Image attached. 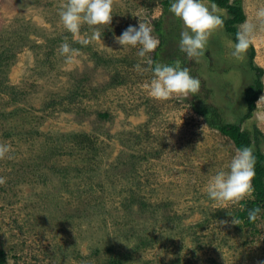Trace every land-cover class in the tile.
Returning <instances> with one entry per match:
<instances>
[{
	"label": "rangeland",
	"instance_id": "obj_1",
	"mask_svg": "<svg viewBox=\"0 0 264 264\" xmlns=\"http://www.w3.org/2000/svg\"><path fill=\"white\" fill-rule=\"evenodd\" d=\"M162 1L114 0L109 25L84 23L74 36L59 15L68 0H0L3 264L264 262V208L254 192L236 204L207 196L211 177L238 147L193 108L194 94L151 96L153 52L141 57L139 45L122 48L114 36L145 22L161 43L155 21L162 18L159 61L180 58L201 80L198 95L230 122L247 112L250 48L233 57L235 40L222 24L205 54L188 58L178 44L182 21ZM243 5L257 25L255 63L264 68L257 17L264 0ZM217 10L227 17L226 8ZM96 27L102 41L81 44ZM65 40L81 49L73 62L61 53ZM254 125L264 133V90L242 121ZM246 205L261 209L256 222L239 217Z\"/></svg>",
	"mask_w": 264,
	"mask_h": 264
},
{
	"label": "clouds",
	"instance_id": "obj_2",
	"mask_svg": "<svg viewBox=\"0 0 264 264\" xmlns=\"http://www.w3.org/2000/svg\"><path fill=\"white\" fill-rule=\"evenodd\" d=\"M114 0H68L59 10L64 28L74 36H79L84 23L90 26L109 25L113 18ZM169 10L182 21L179 48L188 58H199L206 52L209 38L223 24V17L217 10V5L206 4L204 0H172ZM257 17L264 19V7L257 9ZM257 31V25L251 21H244L236 33L231 55L243 59L252 44ZM101 40L99 27L94 28L91 37L80 39V43L87 45L91 40ZM118 44L135 47L139 45L138 55L146 56L154 52L160 41L153 34V29L145 22L139 26L129 25L122 34L114 36ZM66 61L77 60L81 49L73 48L65 40L60 46ZM151 63V61H150ZM137 71H144L140 63L134 66ZM153 77L149 85L150 95L157 99H167L173 94L185 97L196 94L201 88V80L191 74L188 66L179 62H157L151 67ZM8 150L7 145H0V156ZM255 155L250 146L238 147L232 155L227 168L215 172L207 184V196L215 203H239L254 191L253 177L255 175ZM4 177H0V183ZM261 212L260 208L249 211V218L255 220ZM233 223H235L233 221ZM264 264V262H262Z\"/></svg>",
	"mask_w": 264,
	"mask_h": 264
},
{
	"label": "trees",
	"instance_id": "obj_3",
	"mask_svg": "<svg viewBox=\"0 0 264 264\" xmlns=\"http://www.w3.org/2000/svg\"><path fill=\"white\" fill-rule=\"evenodd\" d=\"M215 5L226 8L228 15L223 17V25L225 26L228 34H230L233 39L236 38V33L239 30V25L246 20V12L243 5V0H210ZM172 0H163V6L165 10L170 8ZM155 30L158 32L161 43H165L166 38L163 30V19L158 18L155 21ZM157 48L152 55V66L154 63L159 61V49ZM250 66L254 71V79L245 89V101L247 103V112L241 117L240 121H228L224 118L222 111L219 107L206 99L202 98L198 93L194 94L195 98L192 99L191 104L193 108L200 114H202L209 125L213 128L220 130L223 134L229 136L235 143L237 147L250 146L253 148L255 155V175L253 177L254 194L256 196V204H261L264 208V133L257 126L254 125V129L244 128L242 126V121L253 116V113L257 106V100L264 90L263 74L264 68L255 63V53L256 49L253 43L250 45ZM180 58L172 57L169 61L165 63H177L180 62ZM164 63V62H163ZM193 96V97H194ZM253 210V207L246 205L240 212L239 217L243 220H247L250 223L257 221L251 220L249 218V211ZM5 255V251L0 249V264H3L2 257Z\"/></svg>",
	"mask_w": 264,
	"mask_h": 264
}]
</instances>
